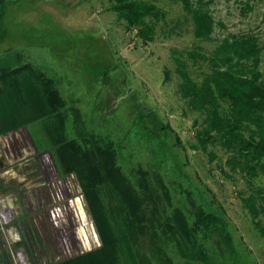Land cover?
Here are the masks:
<instances>
[{"label":"rangeland","instance_id":"rangeland-1","mask_svg":"<svg viewBox=\"0 0 264 264\" xmlns=\"http://www.w3.org/2000/svg\"><path fill=\"white\" fill-rule=\"evenodd\" d=\"M150 1L162 7L165 16L155 37L144 42L135 28L126 27L113 0H0V72L21 62L24 55L35 59L39 68L56 78L60 96L78 109L89 131L120 137L124 153H119L118 159L126 172L130 165L140 167L142 177L144 171L152 169L169 178L189 179L206 209L225 221L242 262L264 264V237L238 193L246 190V182L239 174L225 176L221 167L226 153L218 145H209L217 156L213 160L197 147V125L193 122L200 116L188 108L177 90L178 76L170 51L171 47L199 43L209 52L227 32L241 31L254 32L264 45V0H213L210 8L222 25L216 24L211 40L194 38L191 22L183 16L179 2ZM261 68L264 70V48ZM165 69L169 70L168 77ZM48 110L42 89L30 71H20L12 85H0V131L24 126L36 144L45 147L49 138L41 116ZM253 182L264 186V172ZM6 197L12 204L23 206L17 193ZM3 204L0 230L11 221ZM18 220H24L22 215ZM86 221L88 246L99 247L102 236L89 216ZM5 233L0 236V264H10L4 251ZM32 239L45 249L51 248L44 242L45 236H21L15 247ZM113 247L124 259L114 258L115 264L131 263L124 241ZM14 254L11 248L9 257L16 264ZM97 257L99 254L94 253L90 259L68 263L114 264Z\"/></svg>","mask_w":264,"mask_h":264},{"label":"trees","instance_id":"trees-1","mask_svg":"<svg viewBox=\"0 0 264 264\" xmlns=\"http://www.w3.org/2000/svg\"><path fill=\"white\" fill-rule=\"evenodd\" d=\"M113 1L126 27L135 28L142 41L155 37L165 16L162 7L150 0ZM173 1L181 4L196 40H211L216 24L222 25L210 8L213 0ZM263 48L257 34L241 31L227 32L209 52L199 43L170 51L177 90L200 116L193 122L197 147L210 160L217 156L209 145L225 151L221 169L226 177L239 174L246 182L239 197L264 237V186L253 182L264 172ZM36 63L24 55L0 72V85L16 83L19 72L28 70L42 89L49 108L41 116L48 146L62 171L76 173L102 236L99 247L73 261L98 253L96 260L115 264L114 258L121 260L122 255L113 246L124 241L125 252L132 253L127 255L130 264H244L225 221L206 209L189 179L169 178L152 169L142 177L140 167L130 165L126 172L118 159L124 153L120 137L89 131L78 109L60 96L56 78ZM165 74L169 76L168 69Z\"/></svg>","mask_w":264,"mask_h":264},{"label":"flooded vegetation","instance_id":"flooded-vegetation-1","mask_svg":"<svg viewBox=\"0 0 264 264\" xmlns=\"http://www.w3.org/2000/svg\"><path fill=\"white\" fill-rule=\"evenodd\" d=\"M13 192L22 197L23 206L5 199L6 195L13 198ZM2 203L11 220L0 230V236L6 232L4 251L10 264H14L9 257L11 248L16 264H59L93 249L88 246L86 220L88 216L93 222L94 219L76 173L62 171L52 147H39L24 126L0 131ZM1 215L3 219L5 215ZM21 215L22 222L18 220ZM21 236H45L44 242L51 248L45 249L37 239L17 248L15 244Z\"/></svg>","mask_w":264,"mask_h":264}]
</instances>
